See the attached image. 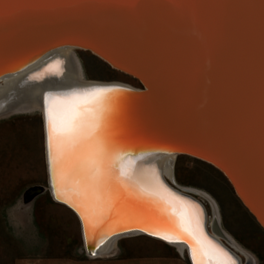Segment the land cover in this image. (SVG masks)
Listing matches in <instances>:
<instances>
[{
  "label": "water",
  "instance_id": "95a60500",
  "mask_svg": "<svg viewBox=\"0 0 264 264\" xmlns=\"http://www.w3.org/2000/svg\"><path fill=\"white\" fill-rule=\"evenodd\" d=\"M68 45L141 85L124 92L121 122L132 162L125 157L121 164L137 167L144 156L165 152L160 147L207 162L264 229V0H0V77ZM101 83L94 86L116 85ZM84 87L46 88L43 97ZM157 179L176 200L196 201L162 175ZM51 186L48 177V187L29 188L26 201L48 190L68 205ZM68 206L82 223L90 257L104 256L97 250L116 235L161 239L141 228L166 225L153 211L151 219L113 225L115 231L105 227L89 239L78 211ZM201 225L205 233L206 212ZM212 228L222 232L217 224Z\"/></svg>",
  "mask_w": 264,
  "mask_h": 264
},
{
  "label": "rangeland",
  "instance_id": "374dc122",
  "mask_svg": "<svg viewBox=\"0 0 264 264\" xmlns=\"http://www.w3.org/2000/svg\"><path fill=\"white\" fill-rule=\"evenodd\" d=\"M73 53L83 81L141 87L136 79L112 68L91 52L73 48ZM43 126L39 108L0 115V264H14L16 257L24 252L88 256L83 249L80 222L73 212L55 202L48 190L29 202L25 199L29 188L48 187ZM165 177L174 187L202 203L210 229L219 224L228 238L224 239L225 244L243 264H264V229L217 168L195 157L178 154L173 161L172 176ZM115 246L111 250L114 257L173 255L183 257L190 264L187 253L145 235L120 238Z\"/></svg>",
  "mask_w": 264,
  "mask_h": 264
},
{
  "label": "snow or ice",
  "instance_id": "6c2138e0",
  "mask_svg": "<svg viewBox=\"0 0 264 264\" xmlns=\"http://www.w3.org/2000/svg\"><path fill=\"white\" fill-rule=\"evenodd\" d=\"M123 91L117 85H101L45 93L46 152L57 199L79 212L89 232L105 227L115 231L113 225L148 220L155 211L166 225L142 231L170 243L187 242L192 264H220L219 251L203 234L196 213L189 215L187 206L177 212L171 201L140 186L121 164L125 157L132 162L121 122Z\"/></svg>",
  "mask_w": 264,
  "mask_h": 264
},
{
  "label": "bare ground",
  "instance_id": "6f19581e",
  "mask_svg": "<svg viewBox=\"0 0 264 264\" xmlns=\"http://www.w3.org/2000/svg\"><path fill=\"white\" fill-rule=\"evenodd\" d=\"M73 48H77V47L70 45L60 46L35 59L25 68L1 76L0 77V115H4L6 113H10L13 111H28L35 108H39L43 115L44 114L43 93L46 88L47 89L66 88L70 85L80 84L81 86H85L84 89H86V88L95 87L94 85L102 84L101 82H97V81L82 80L81 70L79 67V63L73 53ZM113 83H115L117 86H119L121 89L124 90L122 95L124 97V109H125V104L127 103L128 95L124 92L129 90L131 86L120 82H113ZM52 99L53 97L49 96L50 103ZM123 114H124V110H123ZM43 127H44V141L46 147L45 123ZM157 149L165 150V152H153L152 154H148L144 156V158L140 161V164L137 167L135 166L130 167V170L133 171L132 179L136 181L140 186L148 189L149 191L156 192L160 196L164 197L166 200L171 201L172 206L175 207L177 212L183 211L184 207L187 206L189 215H191L192 212H195L201 224V216L204 217V213L206 212V209L204 208L202 203H200L198 200L194 201L195 204L191 200L186 201L183 199L182 201H179L176 200L173 196L162 191L158 183L157 175H162L164 178H166L165 175L172 176L173 161L175 156L178 155V153L173 152V150L166 147H160ZM46 167H47V178L49 177L50 180L51 175L49 171L47 152H46ZM51 183H52V179H51ZM51 187L54 190L55 193L54 196L57 198L56 191L53 188V183ZM55 202L67 207L77 216V214L68 206L69 204L65 205L61 202H58V200H56ZM196 205H199V207L197 208ZM78 220L80 222L79 218ZM217 222L218 221L216 220V223ZM81 224L82 223H80V226ZM206 226H207L206 231L205 233L203 232V234H206V237L213 242V246L216 247L217 250L219 251L218 259L220 261V264H234V261L236 259L238 260V262H236L237 264H243L241 262V258L225 244L224 239L228 240L227 236L223 232L218 233L215 230V228L210 229L208 225V219ZM193 228L197 232V235H201V237L203 238V235L196 227L195 221H193ZM86 232L88 238L92 239L93 236L92 234H94L95 231L89 232V230L87 229ZM220 234L222 236H220ZM128 235H144V234L132 232L129 234L116 235L103 242V244L100 246L97 252L99 253V255H104V256L107 255V253H111L112 252L111 250L114 247H116L115 243L120 238L127 237ZM158 240L165 242L161 239ZM169 245L176 247L182 254L187 253L186 247L187 246L189 247V244H184V243H171Z\"/></svg>",
  "mask_w": 264,
  "mask_h": 264
},
{
  "label": "crops",
  "instance_id": "0c3cea01",
  "mask_svg": "<svg viewBox=\"0 0 264 264\" xmlns=\"http://www.w3.org/2000/svg\"><path fill=\"white\" fill-rule=\"evenodd\" d=\"M14 264H189V263L183 257L181 258L173 255L144 256V257H114V254L110 253L101 257H90V256L75 257L69 255H61V256L35 255L32 252L30 253L24 252L16 257Z\"/></svg>",
  "mask_w": 264,
  "mask_h": 264
}]
</instances>
